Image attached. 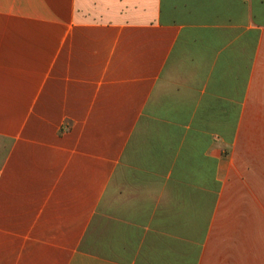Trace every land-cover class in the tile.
Instances as JSON below:
<instances>
[{"label": "crops", "instance_id": "obj_1", "mask_svg": "<svg viewBox=\"0 0 264 264\" xmlns=\"http://www.w3.org/2000/svg\"><path fill=\"white\" fill-rule=\"evenodd\" d=\"M264 0H0V264H264Z\"/></svg>", "mask_w": 264, "mask_h": 264}, {"label": "rangeland", "instance_id": "obj_2", "mask_svg": "<svg viewBox=\"0 0 264 264\" xmlns=\"http://www.w3.org/2000/svg\"><path fill=\"white\" fill-rule=\"evenodd\" d=\"M260 228L262 229V231H264V224H258L259 231H260Z\"/></svg>", "mask_w": 264, "mask_h": 264}]
</instances>
